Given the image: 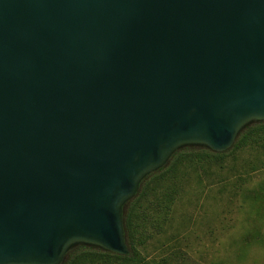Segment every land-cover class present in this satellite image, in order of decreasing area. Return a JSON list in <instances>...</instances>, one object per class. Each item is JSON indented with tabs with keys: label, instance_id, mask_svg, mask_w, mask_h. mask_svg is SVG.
Here are the masks:
<instances>
[{
	"label": "water",
	"instance_id": "95a60500",
	"mask_svg": "<svg viewBox=\"0 0 264 264\" xmlns=\"http://www.w3.org/2000/svg\"><path fill=\"white\" fill-rule=\"evenodd\" d=\"M259 121L264 0H0V264L127 254L140 181Z\"/></svg>",
	"mask_w": 264,
	"mask_h": 264
},
{
	"label": "trees",
	"instance_id": "16d2710c",
	"mask_svg": "<svg viewBox=\"0 0 264 264\" xmlns=\"http://www.w3.org/2000/svg\"><path fill=\"white\" fill-rule=\"evenodd\" d=\"M250 153L246 160L238 158ZM232 159L227 163V159ZM264 166V121L244 127L233 145L226 151L215 152L200 146L177 149L159 169L146 175L139 183L135 195L122 207V224L127 254H117L97 247L76 245L71 247L60 264H191L188 250L172 244L161 246L159 255L148 252L151 242L165 232L176 200L189 181L201 182L204 177L223 176L232 172L237 185L232 195L240 194L246 200L256 190L248 183V169ZM225 179V178H224Z\"/></svg>",
	"mask_w": 264,
	"mask_h": 264
},
{
	"label": "rangeland",
	"instance_id": "374dc122",
	"mask_svg": "<svg viewBox=\"0 0 264 264\" xmlns=\"http://www.w3.org/2000/svg\"><path fill=\"white\" fill-rule=\"evenodd\" d=\"M250 157L244 153L238 160ZM247 171L245 185L256 194L246 200L231 194L238 184L232 172L186 183L165 232L148 252L157 256L176 239L173 244L188 250L191 264H264V166Z\"/></svg>",
	"mask_w": 264,
	"mask_h": 264
}]
</instances>
